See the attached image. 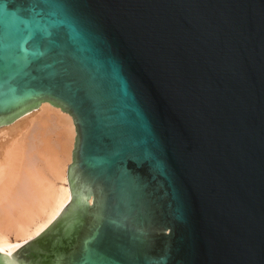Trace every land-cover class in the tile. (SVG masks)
Returning a JSON list of instances; mask_svg holds the SVG:
<instances>
[{
	"label": "water",
	"instance_id": "obj_1",
	"mask_svg": "<svg viewBox=\"0 0 264 264\" xmlns=\"http://www.w3.org/2000/svg\"><path fill=\"white\" fill-rule=\"evenodd\" d=\"M42 101L70 201L0 264H264V0H0V125Z\"/></svg>",
	"mask_w": 264,
	"mask_h": 264
},
{
	"label": "bare ground",
	"instance_id": "obj_2",
	"mask_svg": "<svg viewBox=\"0 0 264 264\" xmlns=\"http://www.w3.org/2000/svg\"><path fill=\"white\" fill-rule=\"evenodd\" d=\"M36 107L0 125V250L13 247L39 235L70 201L71 192L67 170L71 162L75 137L72 117L68 112L62 111L60 107L53 106L47 101L40 102ZM32 109L34 110L31 111ZM43 109L46 112L49 110L47 115L49 113L48 116L52 122L54 120L51 118L52 115L50 116L51 111V113L55 112L58 120L50 124L48 116L42 115ZM40 117L42 120L37 122L36 119L39 120ZM46 121L49 122L48 125H53L54 132L48 126L51 131L50 138L51 133H55L58 129L60 132L63 131L64 137L60 138L65 141L61 142L60 139L61 144L57 147L56 142H48L49 139H47V143L52 142L61 150L49 161L46 159L49 155L41 159L37 154L42 146L37 145L43 141L38 138L42 137L41 134L45 131ZM49 131L47 130L43 137H47L45 134L49 136ZM25 136L29 137V139L26 138L28 141L33 142L26 141L28 142L26 144ZM34 138L37 141L35 146ZM58 139L55 138V141ZM54 145L47 146L49 149L52 147L50 149L52 154L54 153L53 148L59 151L53 147ZM43 149L42 153L48 152ZM43 166L47 167V171H43Z\"/></svg>",
	"mask_w": 264,
	"mask_h": 264
},
{
	"label": "rangeland",
	"instance_id": "obj_3",
	"mask_svg": "<svg viewBox=\"0 0 264 264\" xmlns=\"http://www.w3.org/2000/svg\"><path fill=\"white\" fill-rule=\"evenodd\" d=\"M36 108H38V107H36ZM36 108H34V109H36ZM34 109H32L31 111H33ZM42 111H43V114H42L43 116H44V115H47V112H49V110H47V112H46V111H44V109H43ZM50 111H51V110H50ZM28 112H29V111H28ZM44 112H46V113L44 114ZM51 112H52V111H51ZM51 112H50V116L52 115V117H51L52 120H54V121H55L56 119L58 120V118H56L57 115L55 114V112H54V111H53V113H51ZM25 114H26V113H25ZM48 115H49V113H48ZM48 115H47V116H48ZM53 116L55 117L54 119H53ZM40 118H41V119H39V120H38V118L36 119L37 122H39V121L42 120V117H40ZM48 118H49V121H50V124H51L52 121L50 120V117H49V116H48ZM47 121H48V120H47ZM47 121H46V123H45V124H46L45 131H43V134H41L42 137L38 138V139L43 140L44 142L42 141V143H39V144L37 145V141H36L35 138H34V143H35V144H34V143H33V144H34V146L37 145L38 147H39L40 145H42L41 148H40V151L37 150V151H39L37 154H39V157H40L41 159H42V158L45 159V158L47 157V155H49V156L46 158V159L49 161V159H50L51 157H54V155H57V154H58L57 152L60 153L61 150H60V148H57V147H59L60 144H61V143H59V142H60V139L62 140L61 142L64 141L62 138H60V137H64V133H63V131L60 132V130H58V129L55 130V133H51V138H53V140H52V139L50 138V132H51V131H49V130H50L49 127H51V130L53 131V128H52L53 125H51V126H50V124L48 125L49 122L47 123ZM54 121H53V122H54ZM53 122H52V124H53ZM48 126H49V127H48ZM43 127H44V126H43ZM47 130L49 131V136H48V134H45V136H47V137H49V138H47V137H46V138L43 137V136H44V133H46ZM53 132H54V131H53ZM58 132H59L60 134H57ZM52 134H53L54 137L52 136ZM54 134H55V135H54ZM56 134H57V137H56ZM27 137H28V136H27ZM27 137H26V136L24 137V138H25V143H26V141H28V139H29V137H28V139H26ZM42 138H44L45 140L42 139ZM55 138H56V139L59 138V139L55 141ZM30 139H31V138H30ZM36 139H37V138H36ZM38 139H37V140H38ZM47 139H49L48 142H49V141L56 142V146H57V145H58V146L55 147L54 143L52 144V142H51V143H47ZM32 140H33V139H32ZM28 142H33V141L30 140V141H28ZM28 142H27V143H28ZM64 142H65V141H64ZM23 143H24V142H23ZM25 143H24V144H25ZM27 143H26V144H27ZM45 143H47L48 145L45 144ZM57 143H58V144H57ZM26 144H25V145H26ZM50 144H51V146L54 145L53 147H55V149H59V151H58V150L55 151V150H53V149H54V148H53L52 151H53L54 153L52 154V152L50 151V149H51L52 147H51L50 149L47 148V146L49 147ZM44 147H46L45 150L43 149ZM37 149H38V148H37ZM42 149H43V151H48V152L50 151V152H49V153L46 152L47 154H46L45 152L42 153ZM48 149H49V150H48ZM71 149H72V147H71ZM50 153H51V154H50ZM42 154H43V155H42ZM50 155H53V156H50ZM47 160H45V161H47ZM44 168H45V166H43V171H47V167H46L45 169H44Z\"/></svg>",
	"mask_w": 264,
	"mask_h": 264
}]
</instances>
